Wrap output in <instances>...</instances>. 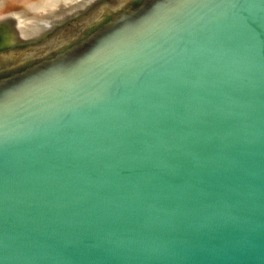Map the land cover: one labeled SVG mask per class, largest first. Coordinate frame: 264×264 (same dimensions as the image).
<instances>
[{"label":"water","instance_id":"95a60500","mask_svg":"<svg viewBox=\"0 0 264 264\" xmlns=\"http://www.w3.org/2000/svg\"><path fill=\"white\" fill-rule=\"evenodd\" d=\"M0 264H264V0H0Z\"/></svg>","mask_w":264,"mask_h":264}]
</instances>
